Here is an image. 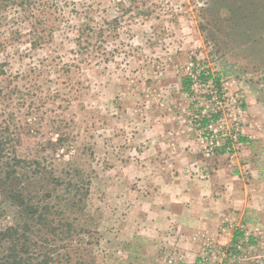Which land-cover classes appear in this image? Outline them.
I'll use <instances>...</instances> for the list:
<instances>
[{"label":"rangeland","instance_id":"1","mask_svg":"<svg viewBox=\"0 0 264 264\" xmlns=\"http://www.w3.org/2000/svg\"><path fill=\"white\" fill-rule=\"evenodd\" d=\"M203 69L221 76L222 99L197 79ZM187 75L191 96L180 89ZM160 111L186 120L194 145L212 156L221 149L210 143L264 125V0L0 6V126L9 123L7 155L19 162L9 186L36 211L24 220L31 229L42 216L56 230L33 238L43 241L47 263L156 264ZM217 112L219 122L199 128L202 116ZM240 142L221 155L259 147ZM263 214L259 225L237 227L254 240L208 245L197 264H264ZM24 218L19 206L1 223Z\"/></svg>","mask_w":264,"mask_h":264},{"label":"crops","instance_id":"2","mask_svg":"<svg viewBox=\"0 0 264 264\" xmlns=\"http://www.w3.org/2000/svg\"><path fill=\"white\" fill-rule=\"evenodd\" d=\"M170 117L160 111L156 121V264H197L208 245L254 240L237 227L259 225L264 210V125L241 130L258 148L212 156L194 145L186 120Z\"/></svg>","mask_w":264,"mask_h":264},{"label":"trees","instance_id":"3","mask_svg":"<svg viewBox=\"0 0 264 264\" xmlns=\"http://www.w3.org/2000/svg\"><path fill=\"white\" fill-rule=\"evenodd\" d=\"M15 2L16 0H0V6L15 4ZM38 13L45 15L44 9L38 10ZM197 79L199 82L206 85L210 83L211 89L216 94L218 100L223 98L225 93L223 91L220 75L212 73L209 69H203L197 75ZM192 84L193 79L191 75L182 77L181 87L183 92L188 96L192 95ZM220 117L221 112H217L211 116L209 115V117L204 115L197 123L200 129H204L208 126L209 121L216 122ZM9 133L11 134L10 125L6 122L4 127L0 126V264H50L47 263L50 258L48 253H43L42 257H40L41 251L47 250L46 247L43 246V241H33V238L35 235L40 234L42 230L49 232L51 227H48L46 222L39 220V218L42 217L39 216L38 222H35L38 228L35 230L31 229L27 222L32 219L36 211H32V208L25 205L20 193L10 191L9 184L12 178L16 176L15 168L18 166L19 162L7 155V153L12 150L10 139L7 136ZM240 140L245 141L244 138H240ZM225 142L231 143L229 139H226ZM220 154H223L222 149ZM19 206H22V212L25 216L22 223L18 226L5 225L3 227L1 219H4L10 210L12 212V209ZM24 220H27V222ZM51 231L53 233L56 232V230ZM237 236H239L238 233H235L234 239H236ZM233 243L235 244L238 242Z\"/></svg>","mask_w":264,"mask_h":264},{"label":"built area","instance_id":"4","mask_svg":"<svg viewBox=\"0 0 264 264\" xmlns=\"http://www.w3.org/2000/svg\"><path fill=\"white\" fill-rule=\"evenodd\" d=\"M207 117H209V116H207ZM219 120L220 119H218L216 122L209 121L208 126L206 128H204V130H208L209 128H211V124L212 123H217V122H219ZM226 139H229L231 143L230 144L229 143H226L225 142ZM226 139L224 140V143L221 144V145H218V143L217 144L210 143L211 150L213 151V147L216 148L215 146H219V148L222 149L225 154L230 155V154H232V153L235 152V150L238 148V146L239 147L242 146V143L240 142L239 138H237V134L230 135Z\"/></svg>","mask_w":264,"mask_h":264}]
</instances>
